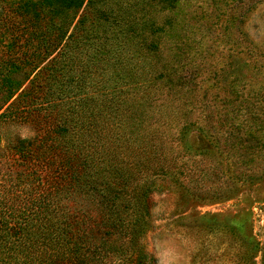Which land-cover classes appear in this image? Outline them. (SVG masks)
<instances>
[{"label":"trees","instance_id":"obj_1","mask_svg":"<svg viewBox=\"0 0 264 264\" xmlns=\"http://www.w3.org/2000/svg\"><path fill=\"white\" fill-rule=\"evenodd\" d=\"M183 1L0 0V128L37 132H0V264H154L144 236L157 180L199 169L189 123L182 149L168 146L180 101L157 103L196 85ZM234 109L222 138L233 155L244 139ZM217 133L206 130L212 146ZM183 179L180 193L206 192Z\"/></svg>","mask_w":264,"mask_h":264},{"label":"rangeland","instance_id":"obj_2","mask_svg":"<svg viewBox=\"0 0 264 264\" xmlns=\"http://www.w3.org/2000/svg\"><path fill=\"white\" fill-rule=\"evenodd\" d=\"M178 19L192 46L195 65L188 72L197 68L196 85L167 96L165 90L157 103L171 105L172 96L180 101L177 114L169 115L168 146L182 149L181 127L189 123L187 143L199 169L157 180L146 249L154 264H264V149L252 155L245 148L253 131L264 143V0H186ZM235 107L244 143L233 155L222 138ZM207 129H219V146H212ZM176 177L206 192L180 193Z\"/></svg>","mask_w":264,"mask_h":264},{"label":"clouds","instance_id":"obj_3","mask_svg":"<svg viewBox=\"0 0 264 264\" xmlns=\"http://www.w3.org/2000/svg\"><path fill=\"white\" fill-rule=\"evenodd\" d=\"M13 138L19 136L23 140H34L37 136L36 130L30 124H14L9 129ZM159 264H171L170 261H159Z\"/></svg>","mask_w":264,"mask_h":264}]
</instances>
